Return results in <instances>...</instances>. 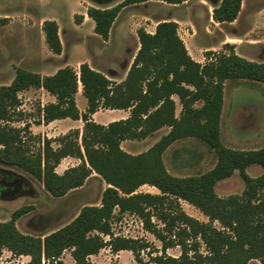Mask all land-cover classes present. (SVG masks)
Here are the masks:
<instances>
[{
    "label": "trees",
    "instance_id": "16d2710c",
    "mask_svg": "<svg viewBox=\"0 0 264 264\" xmlns=\"http://www.w3.org/2000/svg\"><path fill=\"white\" fill-rule=\"evenodd\" d=\"M94 1L102 4L112 0ZM147 1L121 0L112 6H89L87 14L95 21L94 31L107 40L124 7ZM160 1L181 4L187 0ZM242 2L220 0L213 6V19L233 22ZM81 18L75 15L77 22ZM6 22L7 18L0 17V25ZM178 27L175 20H162L154 32L138 28L140 46L120 81L85 61L79 73L70 65L50 75L18 66L12 81L0 85V164L21 168L57 197L82 187L93 173L107 183L100 205H84L70 222L44 235L24 233L16 224L33 209L32 205L14 210L9 220L0 221V255L8 249L16 255L30 256L25 264H66L63 254L70 250L75 264H91V255L110 247L114 252L130 250L138 263L150 264L140 257V249L147 243L114 234L112 220L118 211L139 215L147 229L162 241L164 251L181 246L177 257L165 253L152 256L150 260L156 264H247L251 259L264 264V172L251 176L246 171L253 164L264 168V146L232 148L221 136L225 81L250 79L264 83V61L248 59L238 54L234 45L226 44L228 50H207V61L201 63L189 53ZM42 29L48 47L61 54L57 21L44 20ZM80 83L88 103L84 112L76 102ZM30 88H44L56 97L40 110L44 122L81 119L82 129L42 138L25 135L28 124L23 128L11 125L19 120L14 118L20 105L19 93ZM175 95L181 104L179 115ZM100 109H129L130 114L102 124L92 117ZM164 126L170 130L144 152L132 154L121 146L124 140L145 138ZM187 137L203 140L216 152L217 161L202 173L173 175L166 168L163 154L173 142ZM36 139L42 146L33 149L30 140ZM67 156L80 159V163L59 173L56 167ZM236 170L245 181L243 193L219 196L217 182ZM144 184L160 192L138 191ZM181 199L199 208L209 222L186 213ZM153 215L164 227H157ZM216 220L221 228L213 225ZM107 235L109 239H105ZM201 242L208 253L200 251Z\"/></svg>",
    "mask_w": 264,
    "mask_h": 264
},
{
    "label": "rangeland",
    "instance_id": "374dc122",
    "mask_svg": "<svg viewBox=\"0 0 264 264\" xmlns=\"http://www.w3.org/2000/svg\"><path fill=\"white\" fill-rule=\"evenodd\" d=\"M49 1L39 0L40 4H35L34 0H0V13L12 14L8 23L0 25V85L12 81L18 66L46 74L63 65H72L79 70V65L84 61L105 72L113 80L120 81L125 78L129 60L132 59L137 45L131 33L140 27L154 30L156 23L163 18H174L178 22L179 35L187 48L190 47L189 53L201 63L207 61V50H228L226 44L234 45L238 54L249 59L264 61V0H243L238 18L225 23L217 22L212 17L213 6L220 0H187L186 3L176 6L144 5L132 11L134 13L123 12L114 25L112 36L115 40L112 38L106 43L100 38L98 41L92 38L94 30L89 23L77 24L73 15L86 9L88 2L106 6L115 0L102 4L94 0H59L57 5H54L57 0H52L50 4ZM15 10L20 13L16 14ZM57 14L61 17L64 51L59 58H48L45 57L46 44L42 37L44 33L41 21L46 17L52 19L50 16ZM130 14L134 15L128 28L129 35L125 30H120V26L129 19ZM69 15L72 21L69 20ZM129 47L131 49L128 50ZM83 97L85 98L84 95ZM19 98L20 105L14 115V118L19 120L10 123L20 128L28 124L27 131H23L25 135H39L43 138L50 134L51 137H58L69 127L61 128L58 123H43L40 110L54 99L46 90L30 88L21 91ZM177 101L179 102L178 98ZM180 111V106H177L178 115ZM108 115L107 111L101 110L96 118L102 121V118ZM61 120L66 124L72 119ZM83 124L84 122L79 120L76 127L82 129ZM169 130L170 127L164 126L145 138L124 140L121 146L129 153L138 154L148 150ZM221 136L224 144L232 148L257 149L264 146V83L250 79L225 81ZM246 137L248 140L244 141L243 138ZM30 143L33 149L42 146L37 139L30 140ZM54 146L56 147L57 143H54ZM163 160L170 173L185 176L211 169L217 161V154L203 140L187 137L173 142L165 150ZM79 163L80 159L73 157L63 166H57L56 170L63 173L67 167ZM246 171L251 176H259L264 172V168L253 164L248 166ZM0 173L5 174L0 175V221L9 220L13 211L19 207L32 205L33 209L22 215L16 224L22 232L34 235H44L66 225L84 205H100L103 190L107 187L103 178L93 173L82 187L57 197L50 194L41 181L21 168L0 164ZM215 189L219 196L241 195L245 189V181L239 170H236L231 176L217 182ZM138 191L159 193L155 186L149 184L142 185ZM180 203L189 215L209 222L208 216L193 204L183 199ZM152 221L157 227H164V223L155 215L152 216ZM213 225L222 227L217 220ZM112 230L115 235H127L128 238L147 243V247L140 249V257L143 261H150V264H156L150 260L152 256L165 253L177 257L182 252L180 245L168 247L164 251L162 241L147 229L144 220L134 213L121 214L116 211ZM200 251L208 253L204 242H201ZM29 260V256L16 255L8 250H3L0 255V264H25ZM63 260L66 264H75L70 250L64 252ZM90 262L140 264L132 251L114 252L110 247L102 248L98 254L91 255ZM247 264L262 263L258 259H251Z\"/></svg>",
    "mask_w": 264,
    "mask_h": 264
},
{
    "label": "crops",
    "instance_id": "0c3cea01",
    "mask_svg": "<svg viewBox=\"0 0 264 264\" xmlns=\"http://www.w3.org/2000/svg\"><path fill=\"white\" fill-rule=\"evenodd\" d=\"M54 1H56V0H54ZM71 1H73V0H71ZM121 0H115L112 4H111V6L112 5H115V4H117L118 2H120ZM52 2V0H50L49 1V4ZM58 2V3H57ZM57 2L54 4V5H57V4H59V0H57ZM92 2H94V1H92ZM34 3L35 4H40V2H39V0H34ZM184 3H186V1L185 2H183V3H181V4H184ZM148 4H167L168 6H176V5H181V4H172V3H168V2H165V1H160V0H150V1H147V2H143V3H139V4H134V5H129V6H126V7H124L122 10H121V12L119 13V15L117 16V18H116V20L114 21V23H113V25H112V27H111V30H110V34H109V38L107 39V40H104L99 34H97L95 31H94V36H91V35H89V36H91L92 38H95V40H99V38H100V40H102L103 42H107V41H111L112 40V38L115 40V37L114 36H112V32H113V29H114V25H115V23L117 22V20H118V18L120 17V15L123 13V12H132V11H136L138 8H140L141 6H144V5H148ZM89 6H99V5H97V4H95V3H89L88 2V4L86 5V9H84V10H82V11H80L79 13H75L74 15L73 14H71V15H73L74 16V19H75V15H77V14H79V15H81L82 16V18H81V22H77L76 20V23L77 24H81V23H86V22H88L89 23V25L91 26V28H92V30H94V27H95V21L92 19V18H90L89 16H88V14H87V9H88V7ZM16 14H18V13H20V11H14ZM132 13H134V12H132ZM30 14H32V13H30ZM213 14V13H212ZM134 14H130V17H129V19L127 20V21H125L123 24H121V26H120V30H122V31H126L127 32V34H129L130 35V33H129V31H128V28H129V25H130V21L132 20V16H133ZM11 16H12V14H11V12H9V13H0V17H3V18H7V22L6 23H8V21H9V18H11ZM31 16H33V15H31ZM50 17H53L52 19L53 20H56L57 21V23L59 24V34H60V38H61V41H62V44H63V51H64V43H63V40H62V35H61V29H62V27H61V17L59 16L58 17V14L57 15H54V16H50ZM213 17V16H212ZM46 19H51V18H45V19H42V21H41V27H42V25H43V22H44V20H46ZM69 20H71L72 21V18H71V16L69 15ZM89 20V21H88ZM162 20H175L174 18H172V19H166V18H163V19H161V20H159V21H162ZM158 21V22H159ZM158 22L156 23V25L158 24ZM156 25L154 26V30H147V31H149V32H154L155 31V29H156ZM138 30V29H137ZM137 30H136V32H134V33H131V34H133V35H131L132 36V38H134L135 40H136V42H137V45H136V49H135V51L133 52V56H132V59L131 60H129V64H128V66H127V70H126V74H127V71H128V69H129V67H130V65H131V63H132V61H133V59H134V56H135V54H136V52H137V50H138V48H139V46H140V42H139V38H138V35H137ZM42 32L44 33V31H43V29H42ZM42 37L44 38V42H45V44H46V49H45V57H48V58H59V56H62V54H63V52L61 53V54H57V53H54L49 47H48V45H47V43H46V40H45V34H43L42 35ZM98 38V39H97ZM188 48H190V47H188ZM129 49H131V47H129L128 48V50ZM196 51L198 50L197 49V47H195L194 48ZM241 55V54H240ZM242 56H244V57H246V58H248L247 56H245V55H242ZM249 59V58H248ZM47 60V59H46ZM85 62V61H84ZM90 65H91V63H90ZM63 66H66V65H63ZM63 66H60V67H63ZM70 66H72V65H70ZM93 66V65H92ZM60 67H58L55 71H53V72H51V73H46V74H43V75H50V74H54ZM93 67H95V66H93ZM96 68V67H95ZM79 69H80V65H79ZM98 69V68H97ZM77 72L79 73V70H77ZM126 74H125V76H126ZM9 84V83H8ZM39 89H43V90H46V89H44V88H39ZM47 91V90H46ZM48 92V91H47ZM52 95V94H51ZM83 89H82V84L80 83V85H79V90H78V92H77V94H76V102H77V106L79 107V109H80V111L81 112H84V111H86V109H87V105H88V103H87V98L85 97H83ZM53 97H54V99H52V101L51 102H53V101H55L56 100V97L54 96V95H52ZM174 98H175V100H176V102H177V106L179 107L180 106V110H181V104H180V102H178L177 101V98L178 97H176V95L174 96ZM178 100H179V98H178ZM81 103H83V105H81ZM180 104V105H179ZM101 110H104V111H107L108 112V116L107 117H104V118H102V121H100L99 119H97L96 118V115L97 114H99V111H101ZM99 111H97V112H95L93 115H92V117H93V119L95 120V121H97V122H99V123H102V124H108V123H110V122H112V121H114V120H119V119H122V118H126V117H128L129 116V114H130V110L129 109H100ZM178 115V114H177ZM69 118V117H68ZM64 119V118H63ZM72 119V118H71ZM79 120H81V119H78V120H74V119H72L71 121H69V122H66V124H63V120H61V119H56V120H53V121H51V122H48V123H58L59 125H60V127L61 128H63V126H69L67 129H65V130H63L62 132H63V134L64 133H66L67 131H69L70 129H72V128H79V127H76V126H78L77 125V122L79 121ZM43 121V120H42ZM43 123H46V122H43ZM48 137H51V135L50 134H48L47 135ZM244 139V141H246V140H248V137H246V138H243ZM73 159V156H67V157H65V158H63L62 160H61V162H60V164L58 165V168L59 167H61V166H63L64 164H65V162L66 161H68V160H72ZM74 166V165H73ZM68 168V167H67ZM66 168V169H67ZM157 188V187H156ZM158 189V188H157ZM159 190V189H158ZM160 192V191H159ZM4 250H8V249H4ZM8 251H10V250H8ZM123 250H121V252H122ZM26 256H28V255H26ZM30 257V256H29Z\"/></svg>",
    "mask_w": 264,
    "mask_h": 264
},
{
    "label": "built area",
    "instance_id": "2783aa9c",
    "mask_svg": "<svg viewBox=\"0 0 264 264\" xmlns=\"http://www.w3.org/2000/svg\"><path fill=\"white\" fill-rule=\"evenodd\" d=\"M122 236H125V237H127V235H122ZM107 237L109 238V235H107Z\"/></svg>",
    "mask_w": 264,
    "mask_h": 264
}]
</instances>
